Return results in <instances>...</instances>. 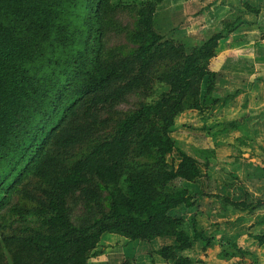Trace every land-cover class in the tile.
I'll return each instance as SVG.
<instances>
[{"label": "trees", "instance_id": "obj_1", "mask_svg": "<svg viewBox=\"0 0 264 264\" xmlns=\"http://www.w3.org/2000/svg\"><path fill=\"white\" fill-rule=\"evenodd\" d=\"M164 1L136 7L138 46L107 58L102 25L112 0H0V264H88L106 232L134 241L174 236L181 250L195 238L211 243L196 222L191 237L185 219L170 214L196 204L175 181L201 175L171 127L180 112L219 102L210 63L243 21L224 20L188 50L155 27ZM131 99L135 106L123 110ZM176 150L177 164L169 161ZM217 197L243 209L264 204ZM255 238L264 242V234ZM177 248L159 253L190 264Z\"/></svg>", "mask_w": 264, "mask_h": 264}, {"label": "crops", "instance_id": "obj_2", "mask_svg": "<svg viewBox=\"0 0 264 264\" xmlns=\"http://www.w3.org/2000/svg\"><path fill=\"white\" fill-rule=\"evenodd\" d=\"M165 2L159 7L164 4L169 9L170 20L177 17L178 23L184 21V25L176 26L177 32L195 38H203L210 30L223 29L224 20L231 17L235 8L243 11V23L220 41L210 63V68L218 73L213 96L219 102L203 110L186 109L180 112L171 127V136L178 144H191L207 150L209 157L205 162L199 159L201 175L196 180L181 181V185L195 196L196 204L190 207L180 205L170 214L185 219L184 229L191 237H194L196 222L198 231L205 239L211 238V243L205 247L203 239L195 238L190 248L181 250L177 248L178 241L174 236L134 241L106 232L88 264H175L159 253L165 246L176 247L178 256L188 258L190 264H250L245 256L251 253L241 256L226 246L235 241L234 233L240 230L239 227H243L241 230L245 229L249 235V228L255 224L264 226V204L255 209H243L229 203L221 204L217 196L234 201L244 200L238 197H244L248 192L258 196L253 187L255 183H252L255 181L264 193V0ZM245 3L259 8V13L248 10L243 6ZM195 13L199 15L195 16ZM240 148L255 149L257 152L262 148L261 153L256 154L262 163L254 166V172L246 178H242L237 171L239 163L245 161L238 155ZM180 149L185 150L183 147ZM227 149L233 151L227 152ZM247 157H250L249 153ZM172 158L176 164L181 160L178 150L172 153ZM250 251L254 253L252 257L262 264L264 251L252 248Z\"/></svg>", "mask_w": 264, "mask_h": 264}, {"label": "rangeland", "instance_id": "obj_3", "mask_svg": "<svg viewBox=\"0 0 264 264\" xmlns=\"http://www.w3.org/2000/svg\"><path fill=\"white\" fill-rule=\"evenodd\" d=\"M144 1L145 0H112L113 8L109 12V14H107V16H105V18L103 20V25H102L101 53L105 57L109 58V57L114 56L115 54L130 53L138 46V44L134 41V39L132 37V34L135 31L136 24H137V14H136L135 8L138 7ZM170 1L171 0H166V2L168 4ZM166 2H165V4H166ZM72 9H74V8H72ZM169 13H170L169 9L166 8L164 6V4H163V6L159 7V11H158L156 19H155L156 29L161 34H164L168 37H175L178 40H183L187 44L188 50H191V48L194 45L205 41L208 38V36H210L211 33L214 32V30H210V32L208 31L207 34L204 35L203 38H195V37L180 35L177 32L176 26L178 27L181 24L184 25V21H181L180 23H178L179 19L177 17H175L174 20H172L173 21L172 22L170 20ZM196 15H199V13H195V16ZM191 16H193V15H191ZM238 17L243 18V11L235 8L231 17L228 18L227 20H233V19H236ZM190 20L191 19H189V21ZM135 104H136V99H131L129 101V103L123 104L121 106V108L123 110H126V109H129V108L135 106ZM207 107L208 106H206L205 108H207ZM192 130H193V128L189 129V131H192ZM186 132H188V131H186ZM178 146H180L181 148L183 147L185 150L189 151L192 155H195L202 162H205L209 157V155H208L209 153H205L204 152L205 150L196 148L195 145L186 144V143H184V144L179 143ZM230 151H233V149H227V152H230ZM261 151H262V148H260L258 152L261 153ZM258 152L255 149L244 150L243 148H240L238 155L240 158H244L245 161L242 164L239 163V167L237 168V171H238V174L242 175V178H246L247 175H250L252 172H254L253 171L254 166L262 163L260 156H259V158H258V156H256V154H259ZM248 153L250 155L249 158L247 157ZM249 159H253V160H249ZM143 160L144 161H150L152 159L151 158H145ZM169 161H174V159L172 158V155L169 156ZM239 161L241 162V160H239ZM258 170H259V168H258ZM240 175H239L238 179L237 178H233V179L239 180ZM181 181H182V179L176 180L174 185L175 186L176 185L182 186ZM241 182H242V180H241ZM252 183H255L253 185V187H254V191H256L258 196H254V195H252L253 194L252 192H248L247 194H244V197L243 196L238 197L239 199L244 198V200H247L248 202H256V200H258L260 198H264V193L261 192V189L259 188L260 186H259L258 182L255 181ZM261 194L263 195L262 197L259 196ZM15 201L21 205H26V206L31 205V202L21 198L19 195H16L14 197V202ZM215 203H218V202H215ZM219 203L226 205V203L221 198L219 199ZM229 205H231V204H229ZM239 228H240V230H237L234 233V237H235L234 242H237L240 245H243L244 249L249 250V253H251L249 256H245L248 258L247 262H249L250 264H261L259 260L256 261L252 257V255H254V253L252 251H250V248H252V250H260L261 249L262 252L264 251V242L260 243L255 238V236H253L254 233H259L258 235H260V233H264V226H262V225L257 226V224H255L254 226L249 228V230L251 232V234H249V235L245 229L241 230V228H243V227H239ZM233 230H235V229H233ZM230 243H232V242H229L226 247L231 252L237 253L236 249L234 247H232ZM238 254L241 256L245 255V254L242 255L240 253H238ZM7 256H8V253H7ZM8 262L9 263L11 262L10 256H8ZM262 264H264L263 258H262Z\"/></svg>", "mask_w": 264, "mask_h": 264}]
</instances>
